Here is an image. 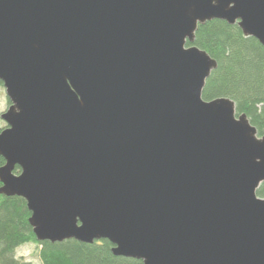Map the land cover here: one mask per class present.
Masks as SVG:
<instances>
[{
	"label": "water",
	"instance_id": "95a60500",
	"mask_svg": "<svg viewBox=\"0 0 264 264\" xmlns=\"http://www.w3.org/2000/svg\"><path fill=\"white\" fill-rule=\"evenodd\" d=\"M215 19L264 46V0H0V194L39 241L264 264V134L202 97L217 61L194 40Z\"/></svg>",
	"mask_w": 264,
	"mask_h": 264
},
{
	"label": "trees",
	"instance_id": "16d2710c",
	"mask_svg": "<svg viewBox=\"0 0 264 264\" xmlns=\"http://www.w3.org/2000/svg\"><path fill=\"white\" fill-rule=\"evenodd\" d=\"M194 45L217 61V67L206 80L203 99H232L237 114H246L257 128L258 135L262 136L264 46L256 38L246 36L237 24L218 19L198 26ZM8 103L11 105L9 99ZM5 128H0V132ZM4 163V158L0 156V167ZM14 172L18 174L20 168L17 166ZM257 194L264 198V182L257 189ZM30 216L25 199L0 194V264H34L16 254L17 249L25 244L36 245L40 264H143L142 260L114 255L113 244L107 239L93 243L75 239L39 241L29 223Z\"/></svg>",
	"mask_w": 264,
	"mask_h": 264
},
{
	"label": "rangeland",
	"instance_id": "374dc122",
	"mask_svg": "<svg viewBox=\"0 0 264 264\" xmlns=\"http://www.w3.org/2000/svg\"><path fill=\"white\" fill-rule=\"evenodd\" d=\"M0 128L7 127L6 122L2 118V114L6 112L10 104L4 86L0 87ZM18 257H23L26 260L32 261L34 264H40L38 258V248L35 244H25L17 249Z\"/></svg>",
	"mask_w": 264,
	"mask_h": 264
}]
</instances>
